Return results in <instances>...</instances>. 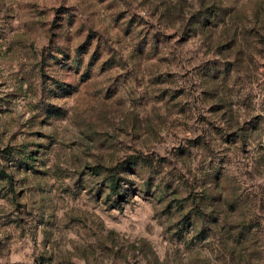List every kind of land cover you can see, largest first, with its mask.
Segmentation results:
<instances>
[{
    "label": "rangeland",
    "instance_id": "rangeland-1",
    "mask_svg": "<svg viewBox=\"0 0 264 264\" xmlns=\"http://www.w3.org/2000/svg\"><path fill=\"white\" fill-rule=\"evenodd\" d=\"M0 264H264V0H0Z\"/></svg>",
    "mask_w": 264,
    "mask_h": 264
},
{
    "label": "trees",
    "instance_id": "trees-1",
    "mask_svg": "<svg viewBox=\"0 0 264 264\" xmlns=\"http://www.w3.org/2000/svg\"><path fill=\"white\" fill-rule=\"evenodd\" d=\"M130 163H135V161L129 160ZM110 181H111V188L113 189V192L119 193L121 190V184H120V178L117 175H110Z\"/></svg>",
    "mask_w": 264,
    "mask_h": 264
}]
</instances>
